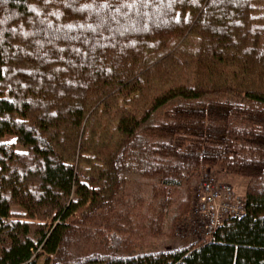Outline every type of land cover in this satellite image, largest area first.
I'll list each match as a JSON object with an SVG mask.
<instances>
[{
    "label": "trees",
    "instance_id": "obj_1",
    "mask_svg": "<svg viewBox=\"0 0 264 264\" xmlns=\"http://www.w3.org/2000/svg\"><path fill=\"white\" fill-rule=\"evenodd\" d=\"M207 171L242 216L143 249ZM39 259L264 264V0H0V264Z\"/></svg>",
    "mask_w": 264,
    "mask_h": 264
},
{
    "label": "built area",
    "instance_id": "obj_2",
    "mask_svg": "<svg viewBox=\"0 0 264 264\" xmlns=\"http://www.w3.org/2000/svg\"><path fill=\"white\" fill-rule=\"evenodd\" d=\"M200 183L193 231L194 235L209 239L226 219L242 216L245 200L231 185L219 183L214 177L206 176Z\"/></svg>",
    "mask_w": 264,
    "mask_h": 264
},
{
    "label": "rangeland",
    "instance_id": "obj_3",
    "mask_svg": "<svg viewBox=\"0 0 264 264\" xmlns=\"http://www.w3.org/2000/svg\"><path fill=\"white\" fill-rule=\"evenodd\" d=\"M7 140L9 142H15L16 141L15 137H13V136L7 137ZM206 176L216 177L220 180V174L215 176L212 173H209L207 171L204 174L203 178H205ZM227 181H229L231 183V185L234 187V189L236 190L238 195L241 196V194H244L245 188H246V182H247L246 179L240 178V177H231ZM200 182L198 183L196 189H198L200 187V184H201ZM149 190H150V188L148 189L147 194L150 193ZM186 198H187V194L185 191H180L179 193H177L173 207L167 216L166 226L164 229V235L160 236V237H152L150 235H146L144 240L142 241V244H141L143 249L161 248V247L162 248H170V247H173V246L180 244L181 239H183V238L185 239L184 236H186V238L193 236V239H195L194 236H196V235H194L195 232L192 229L194 221H191L190 209H189V212L187 213V216H186V221H187L186 224H185V222H186L185 219H184L185 222H183V223H182V219L181 220L175 219L176 215L178 214L179 205L181 203L185 202ZM197 201H198V199H197V197H195V202H194V206H193V207H195V209L197 207ZM190 205H191V203H190ZM182 224H184V227L182 226ZM198 238L199 237H197V239ZM38 264H44L43 259H39Z\"/></svg>",
    "mask_w": 264,
    "mask_h": 264
}]
</instances>
